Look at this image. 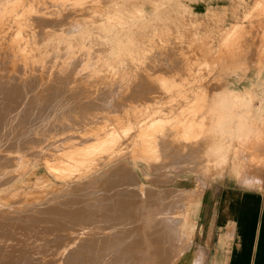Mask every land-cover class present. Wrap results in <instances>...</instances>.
<instances>
[{
  "label": "rangeland",
  "instance_id": "obj_1",
  "mask_svg": "<svg viewBox=\"0 0 264 264\" xmlns=\"http://www.w3.org/2000/svg\"><path fill=\"white\" fill-rule=\"evenodd\" d=\"M44 4L47 7H44ZM31 15H34L33 20ZM47 15L52 16L48 18L50 16ZM6 22L12 25H7ZM70 28L72 29L69 30ZM12 46L19 47L12 49ZM0 52L3 53H0V62H4L0 64V82L5 73V77L11 78L15 72L16 79H12L13 83L18 85L17 88L28 90L31 86L35 95L30 89L28 91L32 96H29L32 98L33 95L35 97L39 94L40 98H35L42 100V103L36 99V102L16 101V104L12 101L14 99L10 93L6 95V90L4 92L0 89V96L3 97L4 93V97L6 96L5 100L4 97L3 101L0 99V102H3L0 103V119L5 117L7 120L3 118V123L9 122L3 124L4 129L0 124V218L11 219L25 209H30L31 212L20 220L19 225L6 224L1 227L0 231L5 232V235H0V263L74 264L79 256L80 262L77 264H108L114 255L118 258L114 259L119 262L126 246L134 242H129V237L137 238L143 232L147 243L143 241L145 244L142 242L144 246L140 247L144 249L145 254H142L151 264H159L163 258L167 260L168 257V262L163 260L160 264H192L193 258L199 255V252H195L197 249L201 250L205 264L206 253L199 225L205 189L225 176L242 179L249 184L259 183L258 176H264V0H0ZM9 53L10 56L7 55ZM58 74H63L60 79ZM19 77L20 80H17ZM27 77L29 83L26 81ZM10 78V82L7 81L11 84ZM63 81L66 83L62 85ZM57 82L61 84L57 85ZM13 83L12 88L15 86ZM21 83H26L29 87ZM47 85L54 86L55 90H50L53 87L49 88ZM142 85L149 87L148 92ZM56 87L66 91H57L56 96L62 93L59 98L54 96ZM142 87L143 89H140ZM74 89L79 91L74 93ZM11 90V93L17 92L16 88ZM45 93L48 97L53 95L52 99L57 98L54 103L51 97L49 98L50 106L45 102L47 100H44L48 99ZM18 94L14 93V98ZM72 95L75 97L72 98ZM67 97L70 98L65 100ZM113 98L116 99L112 102ZM35 103H44V106L39 109L38 106H41ZM8 106L10 109H5V112L3 108ZM23 111L26 114H22ZM24 115H30L28 117L34 124L27 121L29 118ZM21 118L26 126L22 124ZM157 120L164 125L157 123ZM153 123L158 125L153 128ZM147 126L151 127V131ZM112 129L117 130L122 136L121 141H124V149L122 146L120 153L112 154V159L110 157L99 162L94 161L93 164L91 162L82 169L83 171L73 172V175L78 174L74 176L75 183L58 185L61 186L60 189L58 186L54 189L50 184L42 185V182L48 179L44 158L53 152L62 151L67 143L71 142L67 139H73L72 142H75L78 137L76 142L80 143L84 135L85 139L88 137L87 140L92 138L87 141V145L95 144L98 132L104 135L105 130ZM24 131H27L25 135ZM18 132L20 134H17ZM145 132L152 133V145L143 142L142 135ZM165 136L168 140L163 139ZM79 143V146L83 145ZM190 147L194 153L190 151ZM81 183L86 184L85 188L78 187ZM74 185L79 189L70 188ZM173 194L179 197L176 195L174 198ZM52 201H56L57 207L53 206ZM45 202L47 206L51 205L60 212L55 211V214L50 207L51 213L46 214L45 210H50L49 206H44ZM39 204L41 209L37 208ZM160 204L162 207L165 204L163 208L169 211L166 212ZM160 208L166 213L163 211L164 214H160ZM37 214L43 217V221L45 219L44 223ZM125 217L127 222H124ZM163 218H168L165 220L166 225ZM158 220L162 221V224L158 223ZM163 225L164 229L159 228ZM138 227H142V231L137 229ZM154 227L158 228L157 232ZM128 228L129 231L136 228L140 234H133L135 231L129 232ZM153 235L155 243L159 239L165 240L162 242L164 244L158 242L156 251L155 243L149 238L154 237ZM32 236H35L36 240L38 237L39 240L44 239L42 245ZM22 237L29 239L30 245L38 244L44 249L40 248L37 252L41 253L35 252L34 255L22 252L20 259L15 258L12 255L15 248L23 249V246L29 245L21 239ZM99 237L104 240L98 239ZM96 238L101 243L102 240L105 242L116 239L113 242L110 240L112 243L106 241V247L104 242L103 246ZM125 239L127 241L124 242ZM155 239L153 238V241ZM24 242L26 243L23 244ZM128 242L130 244H127ZM151 242L154 246L150 245ZM100 244L102 248L99 247ZM44 245L52 248L49 250V247L47 249ZM159 247L161 253L163 252L161 255L157 253V249L160 251ZM98 248H101L100 251ZM42 249L44 252L47 250L44 253ZM151 250L156 253H151ZM84 253L87 254L84 256ZM151 256L162 259L155 260L152 257L154 261ZM199 258L200 263L203 262L200 255ZM143 260L145 261V258ZM148 260L146 264H150Z\"/></svg>",
  "mask_w": 264,
  "mask_h": 264
},
{
  "label": "bare ground",
  "instance_id": "obj_2",
  "mask_svg": "<svg viewBox=\"0 0 264 264\" xmlns=\"http://www.w3.org/2000/svg\"><path fill=\"white\" fill-rule=\"evenodd\" d=\"M31 1V0H30ZM36 1V0H35ZM38 1V0H37ZM44 1V0H43ZM49 1V0H48ZM52 1V0H51ZM42 2V1H41ZM40 2V3H41ZM47 2V1H46ZM36 3V2H35ZM53 3V2H52ZM60 3V2H59ZM23 4V3H22ZM28 5V4H27ZM37 5V4H36ZM46 5H48V4H46ZM61 5H62V3H61ZM30 6H31V4H30ZM38 6V5H37ZM37 6H35V7H37ZM52 6V5H51ZM55 6V5H54ZM58 6V5H57ZM44 7H47V6H45V4H44ZM49 7V6H48ZM56 7V6H55ZM34 8V7H33ZM63 8V7H62ZM72 8H74V7H72ZM79 8V7H78ZM18 9V8H17ZM57 9H58V7H57ZM37 10V9H36ZM41 10V9H40ZM45 10V12H46V8L44 9ZM71 10V9H70ZM70 10L68 11L69 13H71L72 12V10H71V12H70ZM20 11V10H19ZM18 11V12H19ZM42 11V10H41ZM40 11V12H41ZM48 11H49V8H48ZM54 11V10H53ZM57 11V10H56ZM55 11V12H56ZM60 11V10H59ZM59 11H57V12H59ZM63 11V10H62ZM98 11V10H97ZM27 12V11H26ZM50 12V11H49ZM48 12V13H49ZM36 13V12H35ZM51 13V12H50ZM66 13V12H65ZM77 13V12H76ZM75 13V14H76ZM82 13V12H81ZM38 14V13H37ZM47 14V13H46ZM55 15H56V13H54ZM67 14V13H66ZM79 14H80V11H79ZM19 15V14H18ZM40 15H42V14H40ZM40 15H38V16H40ZM45 15V14H44ZM65 15V14H64ZM71 15V14H70ZM23 16V15H22ZM32 16H34V15H31V17ZM47 16H50V15H47ZM47 16H45V17H47ZM52 16V15H51ZM51 16L50 17H48V18H51ZM57 16H59V14L57 15ZM72 16V15H71ZM75 16V15H74ZM73 16V17H74ZM77 16V15H76ZM2 17V16H1ZM19 17V16H18ZM26 17V16H25ZM36 17H37V15H36ZM40 17H42V16H40ZM44 17V16H43ZM62 17V16H61ZM60 17V18H61ZM28 18V17H27ZM35 18V17H34ZM57 18V17H56ZM56 18H55V20H56ZM2 19V18H1ZM5 19V18H4ZM12 19V18H11ZM19 19V18H18ZM40 19H42V18H40ZM39 19V20H40ZM45 19V18H44ZM62 19V18H61ZM61 19H60V21H61ZM74 19H75V17H74ZM73 19V20H74ZM12 20H14V18L12 19ZM28 20H29V18H28ZM32 20H33V17H32ZM34 20H36V19H34ZM43 20V19H42ZM41 20V21H42ZM52 20H54V19H52ZM6 21V20H5ZM9 21V20H8ZM15 21H16V19H15ZM31 21V20H30ZM45 21V20H44ZM59 21V20H58ZM59 21V22H60ZM78 21V20H77ZM12 22V21H11ZM32 22V21H31ZM45 22H47V21H45ZM73 22V21H72ZM7 23V22H6ZM5 23V24H6ZM9 23V22H8ZM8 23H7V25H8ZM13 23V22H12ZM16 24L18 23V22H15ZM37 23V22H36ZM39 24H40V22H38ZM43 23V22H42ZM41 23V24H42ZM68 23V22H67ZM9 24H11V23H9ZM24 24V23H23ZM22 24V25H23ZM30 24H33V23H30ZM34 24H35V22H34ZM38 24V25H39ZM45 24V23H44ZM47 24H49V21H48V23ZM54 24V23H53ZM60 24V23H59ZM73 24H75V23H73ZM78 24L79 23H77V25L76 26H78ZM7 25H5L6 27H8ZM12 25V24H11ZM10 25V26H11ZM21 25V26H22ZM52 25V24H51ZM71 25V24H70ZM18 26V25H17ZM34 26V25H33ZM43 26V25H42ZM45 26H46V24H45ZM50 26V25H49ZM73 26H75V25H73ZM75 26V27H76ZM29 27V26H28ZM30 27H32L31 25H30ZM40 27V26H39ZM55 27H56V25H55ZM8 28H11V27H8ZM15 28H17V27H15ZM20 28V27H19ZM46 27H44V29H45ZM51 28H52V26H51ZM78 28V27H77ZM12 29H13V26H12ZM29 28H27V30H28ZM61 29V28H60ZM72 28H70L69 30H71ZM14 30V29H13ZM12 30V32H14ZM33 30V29H32ZM36 30V29H35ZM69 30H68V33H70L69 32ZM76 30V29H75ZM75 30H73V31H75ZM19 31V30H18ZM34 31V30H33ZM38 31V30H37ZM42 31V30H41ZM41 31L39 32L40 34H41ZM48 31V30H47ZM50 31V30H49ZM57 31H59V30H57ZM78 31V30H77ZM22 32H23V30H22ZM29 32H30V30H29ZM44 32H46V30H44ZM25 33H27V31L26 32H24V35H25ZM33 33V32H32ZM21 34V33H20ZM18 35V34H17ZM28 35H30V34H28ZM34 35H36V34H34ZM11 36V35H10ZM15 36H16V34H15ZM15 36H13V38L15 37ZM32 35H30V37H31ZM40 36V35H39ZM38 36V37H39ZM47 36V35H46ZM4 37V36H3ZM45 37V36H44ZM17 38V37H16ZM28 38V37H27ZM46 38V37H45ZM87 38V37H86ZM35 39V38H34ZM27 40V39H26ZM25 40V41H26ZM37 40H40V39H37ZM43 40V39H42ZM42 40H41V42H42ZM12 41H14V40H12ZM20 41V40H19ZM21 41H22V38H21ZM33 41V40H32ZM32 41H30V42H32ZM86 41V40H85ZM2 42V41H1ZM23 43H24V41H22ZM27 42V41H26ZM36 42V41H35ZM15 43H16V39H15ZM15 43H14V45H15ZM17 43H18V41H17ZM19 43H21V42H19ZM38 43H39V41H38ZM85 43V42H84ZM31 44V43H30ZM104 44V43H103ZM24 45V44H23ZM22 45V46H23ZM28 45V44H27ZM36 45V44H35ZM39 45V44H38ZM21 46V45H20ZM30 46V45H29ZM19 47V46H18ZM18 47H15V46H12V49H15V48H18ZM25 48V47H24ZM23 48V49H24ZM33 48V47H32ZM63 48V47H62ZM30 49V48H29ZM23 52V51H22ZM108 52V51H107ZM1 53V52H0ZM8 53V52H7ZM1 54H3V53H1ZM26 54V53H25ZM7 55H9L10 56V53L9 54H7ZM12 56V55H11ZM80 56V55H79ZM78 56V57H79ZM13 57V56H12ZM20 57V56H19ZM10 59H11V57H9ZM55 58V57H54ZM53 58V59H54ZM3 59H5V58H3ZM7 59V58H6ZM51 59V58H50ZM52 59V60H53ZM7 60H9V59H7ZM82 60H83V58H82ZM81 60V61H82ZM10 61H12V60H10ZM10 61H8V62H10ZM75 61V60H74ZM77 61V60H76ZM7 62V63H8ZM50 62V61H49ZM48 62V63H49ZM52 62V61H51ZM1 63H4V62H0V64ZM74 63V62H73ZM77 63V62H76ZM197 64V63H196ZM201 64V63H200ZM206 64V63H205ZM4 65H6V64H4ZM31 65V64H30ZM58 65V64H57ZM177 65V64H176ZM6 66H8V64L6 65ZM13 66V65H12ZM24 66V65H23ZM70 66V65H69ZM68 66V67H69ZM15 67V66H14ZM35 67V66H34ZM74 67V66H73ZM79 67V66H78ZM24 68V67H23ZM67 68V67H66ZM8 69V68H7ZM64 69V68H63ZM68 69V68H67ZM75 69V68H74ZM0 70H1V68H0ZM4 70H5V68H4ZM14 70H16V69H14ZM38 70V69H37ZM36 70V71H37ZM40 70V69H39ZM28 71V70H27ZM70 71H71V68H70ZM70 71H69V73H70ZM199 71V70H198ZM2 72V71H1ZM0 72V73H1ZM4 72V71H3ZM6 72H7V70H6ZM38 72V71H37ZM49 72H50V70H49ZM90 72V71H89ZM9 73V72H8ZM7 73V74H8ZM48 73V72H47ZM69 73H67V75L69 74ZM76 73V72H75ZM194 73V72H193ZM2 74V73H1ZM57 74V73H56ZM5 75H6V73L4 74V76H3V78H1L2 79V81L0 82V89L3 91L4 90V92H5V90H6V95H7V93L9 94L10 93V96L11 97H13L12 99H14V100H12V101H15V103L17 104V102L16 101H19V102H25V101H35V99L37 100V98H40L38 95L39 94H37L36 96H38L37 98H35L34 97V95H35V92L33 91V89L31 88V86H30V89H32V91L28 88V90H30V92H34L33 94V97L31 98L29 95H31L30 94V92L28 91V90H26V89H19V87L17 88V86H16V84L15 83H13V79L12 78H14L15 77V79H16V76H15V72L11 75V76H14V77H11L10 78V76H8V77H5ZM25 75V74H24ZM47 75V74H46ZM45 75V76H46ZM63 75V74H62ZM61 75V76H62ZM66 75V74H65ZM74 75V74H73ZM17 76H18V73H17ZM19 76H20V73H19ZM22 76V75H21ZM20 76V77H21ZM58 76H60L59 74H58ZM61 76L59 77V79L61 78ZM72 76V75H71ZM75 76V75H74ZM0 77H2V75L0 76ZM4 77L5 78H7V80L10 82V80H9V78L11 79V81H12V83L13 84H15V86H14V88H12L13 87V85H12V83L10 84L6 79H4ZM20 77L17 79V80H20ZM33 77V76H32ZM55 77V76H54ZM65 77V76H64ZM199 77V76H198ZM40 78V77H39ZM67 78V77H66ZM70 78V77H69ZM82 78V77H81ZM142 78V77H141ZM145 78H147V77H145ZM5 81H4V80ZM41 79V78H40ZM48 79V78H47ZM52 79H54V78H52ZM58 79V78H57ZM62 79H64V78H62ZM21 80H22V78H21ZM23 80H24V78H23ZM55 80H56V77H55ZM73 80V79H72ZM26 81L28 82V77L26 78ZM30 81V80H29ZM59 81V80H58ZM136 81V80H135ZM18 82V81H17ZM16 82V83H17ZM20 82H22V81H19L18 83H20ZM23 82H25V80L23 81ZM26 82V83H27ZM32 82H33V80H32ZM40 82H42V81H40ZM52 82H53V80H52ZM56 81H54V83H55ZM62 82V81H61ZM69 82V81H68ZM70 82H72V81H70ZM69 82V83H70ZM25 83V85H27ZM29 83V82H28ZM34 83V82H33ZM60 82H57V85L59 84ZM66 83V82H65ZM64 83V81H63V83H62V85L63 84H65ZM21 84H23V83H21ZM20 84V85H21ZM46 84V83H45ZM50 85L52 84V83H49ZM48 84V85H49ZM61 84V83H60ZM24 84H23V86H25ZM47 85V87H49ZM56 85V86H57ZM22 86V88H25V87H29V85H27V86H25V87H23ZM139 86V85H138ZM143 86V85H142ZM50 87H53V88H51L50 90H52L53 91V89L55 90V87L54 86H50ZM49 87V88H50ZM58 87V86H57ZM56 87V88H57ZM60 87V86H59ZM67 87H68V84H67ZM66 86H65V88H67ZM140 87H141V85H140ZM144 87V90L145 89H147L146 91L148 92V89H149V87L148 86H143ZM143 87L142 88H140V89H143ZM145 87H148V88H145ZM15 88H16V91L17 92H13L12 90L14 89L15 90ZM21 88V87H20ZM49 88H47L48 90H47V92L46 93H48V91H49ZM82 88V87H81ZM201 88V87H200ZM10 89H12L11 91H12V93L9 91ZM43 89V88H42ZM61 89V90H60ZM57 88V90L55 91V95L54 96H56V92L57 91H61V92H63V91H65V89H63V88ZM0 90V93L2 92ZM18 90H20V91H18ZM22 90H24L23 92H22ZM26 90V91H25ZM37 90V89H36ZM75 90V89H74ZM76 90H78V89H76ZM76 90L75 91H73L74 93L76 92ZM85 90V89H84ZM108 90V89H107ZM9 91V92H8ZM40 91H41V89H40ZM44 91H46V90H44ZM52 91H51V94H52ZM59 91V92H60ZM79 91V90H78ZM21 92V93H20ZM42 92V91H41ZM66 92V91H65ZM94 92V91H93ZM137 92V91H136ZM14 93H19L18 95H16V97L14 98ZM44 93V92H43ZM46 93H45V96H46ZM64 93V92H63ZM72 93V92H71ZM5 94V93H4ZM4 94H3V97H4ZM12 94V95H11ZM53 94H54V92H53ZM62 93H60V95H59V93H58V97L57 98H59L60 96H62L61 95ZM112 94V93H111ZM78 95V94H77ZM87 95V94H86ZM107 96H108V94H106ZM133 95V94H132ZM134 95H135V93H134ZM9 96V97H10ZM32 96V95H31ZM41 96V95H40ZM45 96H43V97H45ZM52 96L53 95H50L49 97H48V95L46 96V97H48V99L47 98H44V100L46 99L47 101H45L46 103H48V105L50 106L51 104V99H52ZM68 96H71V95H68ZM110 96V95H109ZM108 96V97H109ZM142 96V95H141ZM183 96V95H182ZM185 96V95H184ZM2 96H0V99L2 100V98H3ZM8 97V96H7ZM43 97H41V98H43ZM51 97V99L49 100V98ZM55 97V99H52L53 100V102L52 103H54V100H56L57 98ZM73 97H75V95H72V98ZM99 97V96H98ZM116 97V96H115ZM120 97V96H119ZM145 97V96H144ZM5 98H6V96L4 97V100H5ZM68 98H70V97H67L65 100H68ZM71 98V99H72ZM102 98V97H101ZM106 98V97H105ZM174 98V97H173ZM182 98V97H181ZM200 98V97H199ZM100 99V98H99ZM112 99V98H111ZM114 99V98H113ZM116 99V98H115ZM115 99L114 100H112V102L113 101H115ZM0 100V101H1ZM9 101H11L10 99H8ZM8 100H7V102H8ZM39 101H40V99H38ZM38 100H37V102H38ZM48 100H49V102H48ZM110 100V99H109ZM124 100V99H123ZM178 100H179V98H178ZM3 101V100H2ZM60 101H61V99H60ZM70 101V100H69ZM76 101V100H75ZM104 101V100H103ZM18 102V103H19ZM36 102V101H35ZM41 103H42V100L40 101ZM44 102V103H45ZM111 102V103H112ZM184 102V101H183ZM1 103V102H0ZM3 103V102H2ZM1 103V104H2ZM12 104H13V102H11ZM14 103V104H15ZM22 103V104H23ZM43 103V104H44ZM45 103V104H46ZM57 103H59V102H57ZM180 103V102H179ZM21 104V103H20ZM19 104V105H20ZM21 104V105H22ZM29 104V103H28ZM35 104H37V106H38V104L39 103H35ZM40 105L41 107H39L38 106V108L40 109H42V106H44V105ZM93 104V103H92ZM191 104V103H190ZM56 105V104H55ZM2 106V105H1ZM12 106V105H11ZM27 106V105H26ZM37 106L35 107V109L37 108ZM3 107H5V106H3ZM15 107H16V105H15ZM15 107H13V108H15ZM91 107V106H90ZM184 107V106H183ZM189 107V106H188ZM45 108V107H44ZM43 108V109H44ZM49 108V107H48ZM72 108V107H71ZM84 108V107H83ZM5 109H10L9 108V106H8V108H3V110L6 112L7 110H5ZM17 109V108H16ZM24 109V108H23ZM31 109V108H30ZM186 109V108H185ZM195 109V108H194ZM0 110H2V109H0ZM14 110V109H13ZM84 110V109H83ZM85 110H86V108H85ZM183 110V109H182ZM11 111H12V108H11ZM15 111V110H14ZM28 111V110H27ZM185 111H187V110H185ZM191 111V110H190ZM194 111V110H193ZM4 112V113H5ZM8 112H10V111H8ZM7 112V113H8ZM31 112V111H30ZM30 112H27V114H30ZM83 112V111H82ZM164 112V111H163ZM166 112V111H165ZM1 113H3L2 111H1ZM14 113V112H13ZM32 113H33V111H32ZM161 113V112H160ZM179 113V112H178ZM183 113H185V112H183ZM188 113V112H187ZM198 113V112H197ZM6 114V113H5ZM22 114H26V112L24 113V111H23V113ZM21 114V115H22ZM34 114V113H33ZM37 114V113H36ZM180 114V113H179ZM31 115V114H30ZM30 115H24V116H26V117H30ZM38 115V114H37ZM178 115V114H177ZM182 115V114H181ZM184 115V114H183ZM194 115V114H193ZM7 116V115H6ZM41 116H43V115H41ZM98 116V115H97ZM188 116V115H187ZM195 116V115H194ZM23 117V116H22ZM28 117V118H29ZM35 117V116H34ZM40 117V116H39ZM47 117V116H46ZM45 117V118H46ZM81 117V116H80ZM152 117V116H151ZM157 117V116H156ZM180 117V116H179ZM200 117V116H199ZM3 118H5V117H3ZM2 118V119H3ZM24 118V117H23ZM23 118H21L20 120H21V122L23 121ZM127 118V117H126ZM191 118V117H190ZM2 119H0V120H2ZM6 120H7V118H5ZM27 119V118H26ZM81 119V118H80ZM124 119V118H123ZM150 119V118H149ZM156 119V118H155ZM155 119H153V120H155ZM160 119V118H159ZM177 119V118H176ZM179 119V118H178ZM199 119H201V118H199ZM4 120V119H3ZM3 120H2V123H1V121H0V124L2 125V129H4L3 127V124H7V123H9L8 121H7V123H5V121H4V123H3ZM24 120H25V118H24ZM30 121V122H32L31 121V119L29 118V119H27V121ZM124 120H126V119H124ZM161 120V119H160ZM160 120H157V123H161V125L163 124L162 122H158V121H160ZM189 120V119H188ZM193 120V119H192ZM34 121V120H33ZM59 121V120H58ZM74 121V120H73ZM133 121V120H132ZM137 121V120H136ZM139 121V120H138ZM166 121V120H165ZM181 121V120H180ZM25 122H26V120H25ZM25 122H22V124L24 125V126H26V123ZM80 122V121H79ZM125 122V121H124ZM153 122V121H152ZM156 122V121H155ZM168 121H166V123H167ZM173 122V121H172ZM187 122H189V121H187ZM33 123V122H32ZM32 123H30V124H32ZM38 123H40V121L38 122ZM181 123V122H180ZM18 123H16V125H17ZM34 124V123H33ZM32 124V125H33ZM151 123H149L148 125L149 126H151L150 125ZM186 124H188V123H186ZM207 124V123H206ZM1 125H0V127H1ZM16 125H14L15 127H16ZM59 125V124H58ZM93 125V124H92ZM120 125V124H119ZM133 125H135V124H133ZM141 125H142V123H141ZM158 124H152V127L153 128H155V126H157ZM164 125V124H163ZM175 125V124H174ZM179 125V124H178ZM8 126V125H7ZM17 126H20L19 124L17 125ZM27 126H28V124H27ZM34 126V125H33ZM51 126V125H50ZM149 126H147L149 129L151 128V127H149ZM173 126V125H172ZM185 126V125H184ZM15 127H14V129H15ZM21 127V126H20ZM32 127V126H31ZM108 127V126H107ZM167 127H169V126H167ZM179 127V126H178ZM192 127V126H191ZM22 128V127H21ZM118 128V127H117ZM144 128H146V126L144 127ZM157 128V127H156ZM172 128V127H171ZM1 129V128H0ZM13 129V130H14ZM29 129V128H28ZM92 129V128H91ZM97 129V128H96ZM128 129H130V128H128ZM143 129V128H142ZM189 129V128H188ZM22 130V129H21ZM89 130V129H88ZM119 131H120V129H118ZM146 130H148V129H146ZM152 130H154V129H152ZM179 130V129H178ZM193 130H195L194 128H193ZM192 130V131H193ZM205 130V129H204ZM3 131V130H2ZM11 131V130H10ZM15 131V130H14ZM85 131V130H84ZM94 131V130H93ZM100 131V130H99ZM102 131V130H101ZM100 131V132H101ZM106 131V133H104V135L103 134H99V132H98V134H97V138H95V140L97 141H95L94 139L92 140L95 144H89V145H87V143H89V142H87V141H89V140H91L92 138H91V136H89L91 139H88L87 140V138L88 137H86V139L82 136V140L80 141V143L77 141L76 142V140H78L77 138H75L76 140H75V142L73 141L72 142V140L73 139H67L68 141L69 140H71V142H68L67 143V146H65V148L61 151V150H59V151H57V152H53V154H51V155H49V156H47V157H45L44 158V164H45V168H46V170H47V175H48V179H46L45 181H43L42 182V185L44 184V185H47V184H50L52 187H55L54 189H57L56 187L58 186V185H61V184H66V185H70V182H73V183H75L73 180H74V176L77 174V173H74L75 175H73L72 173L73 172H79L80 170H82V169H84V167L87 165V164H89V163H91L92 162V164L94 163V161H98L99 162V160H104L105 158H110V159H112V154H115V153H117V152H121L120 151V149L122 148V146L123 145H125L124 144V141H121V138H122V136H121V134L119 133V132H117V130H110V131H107V130H105ZM149 131V130H148ZM150 131H151V129H150ZM155 131V130H154ZM185 131H187V129L185 130ZM20 132V131H19ZM17 133V134H20V133ZM25 132H27V131H24V135H25ZM94 132H96V130L94 131ZM104 132V131H103ZM129 132H132V131H129ZM169 132V131H168ZM174 132V131H173ZM6 133V132H5ZM76 133V132H75ZM84 133H86V132H84ZM83 133V134H84ZM127 134H128V132H126ZM134 133V132H133ZM132 133V134H133ZM158 133V132H157ZM172 133V132H171ZM189 133V132H188ZM192 133H194V132H192ZM191 133V134H192ZM9 134V133H8ZM21 134H23L22 132H21ZM15 135V134H14ZM82 135V134H81ZM89 135V134H88ZM95 135V134H94ZM126 135V134H125ZM168 135H170V134H168ZM175 135V134H174ZM179 135V134H178ZM9 136V135H8ZM10 136H11V133H10ZM93 136V135H92ZM152 136V133H149V132H145V134L143 133V135H142V137H143V142L144 143H146L147 145L148 144H150V145H152L153 144V138H150ZM153 136H155V135H153ZM163 136H164V134H163ZM162 136V137H163ZM167 136V135H166ZM166 136L163 138V139H165L166 138ZM180 136H182V134L180 135ZM187 136H188V134H187ZM70 137V136H69ZM183 137V136H182ZM9 138V137H8ZM16 138V137H15ZM71 138H72V136H71ZM159 138H161V137H159ZM180 138V137H179ZM27 139V138H26ZM29 139V138H28ZM27 139V140H28ZM80 139V138H79ZM130 140H131V137L129 138ZM156 139V138H155ZM162 139V138H161ZM167 139V138H166ZM180 139H182V138H180ZM199 139V138H198ZM13 140V139H12ZM18 140V139H17ZM16 140V141H17ZM30 140V139H29ZM123 140V139H122ZM168 140V139H167ZM21 141H23V140H21ZM127 142L129 141V140H126ZM132 141V140H131ZM131 141H129L130 143H131ZM191 141V140H190ZM28 142V141H27ZM67 142V141H66ZM133 142V141H132ZM193 143H194V141H192ZM23 143V142H22ZM26 143V142H25ZM57 143V142H56ZM61 143V142H60ZM78 143L80 144V145H82V143H83V145L82 146H79L78 145ZM164 143V142H163ZM163 143H162V145H163ZM197 143V142H196ZM200 143L201 142H199V145H200ZM66 144V143H65ZM139 144V143H138ZM11 145V144H10ZM56 145V144H55ZM58 145H59V143H58ZM63 145V144H62ZM161 144H160V146H162ZM182 145V144H181ZM54 146V145H53ZM164 146V145H163ZM184 146V145H183ZM189 146V145H188ZM10 147H13V146H10ZM27 147V146H26ZM126 147V146H125ZM176 147V146H175ZM185 147H186V145H185ZM28 148V147H27ZM34 148V147H33ZM62 148V147H61ZM123 149H124V146H123ZM189 149V148H188ZM192 148L190 147V151L192 152V150H191ZM58 150V149H57ZM65 151V152H64ZM146 152H148L147 151V149L145 150ZM188 152V151H187ZM32 153V152H31ZM136 153H138V152H136ZM152 153V152H151ZM192 153H194V152H192ZM35 154V153H34ZM175 154V153H174ZM9 155V154H8ZM121 155V154H120ZM132 155V154H131ZM191 155V154H190ZM51 156V157H50ZM64 156H65V158H64ZM10 158H8V160H9ZM180 159V158H179ZM198 159V158H197ZM160 160V159H159ZM193 160H194V157H193ZM17 161V160H16ZM6 162V161H5ZM107 162V161H106ZM10 163V162H9ZM8 163V164H9ZM102 163H104V162H102ZM198 163V162H197ZM122 164V163H121ZM150 164H151V162H150ZM3 165H4V163H3ZM9 166V165H8ZM88 166V165H87ZM118 166V165H117ZM120 166V165H119ZM96 167V166H95ZM94 167V168H95ZM7 168V167H6ZM34 168V167H33ZM114 168V167H113ZM152 168V167H151ZM156 168V167H155ZM38 169V168H37ZM87 169H89V168H87ZM109 169V168H108ZM112 169V168H111ZM94 170V169H93ZM120 170V169H119ZM159 170V169H158ZM83 171V170H82ZM87 171V170H86ZM95 171V170H94ZM111 171V170H110ZM98 172V171H97ZM81 174H82V172H81ZM78 175V174H77ZM94 176V175H93ZM44 177V176H43ZM88 179V178H87ZM90 180V179H89ZM5 181H7V180H5ZM96 181V180H95ZM100 181V180H99ZM91 182H92V177H91ZM4 183V182H3ZM77 183V182H76ZM80 183V182H79ZM83 183V182H82ZM81 183V184H82ZM84 183H85V181H84ZM88 184H89V181H88ZM86 185V184H85ZM85 185H79L78 187H82V186H84V188H85ZM92 185V184H91ZM75 186H77V185H74V187H70L71 189H73V188H75V190L78 188H76ZM59 187H61V186H58V189H60ZM63 188H64V185L62 186ZM90 187H88V189H89ZM79 189V188H78ZM83 189V188H82ZM87 189V188H86ZM67 190V189H66ZM51 191V190H50ZM69 192V191H68ZM42 194V193H41ZM177 195V194H176ZM176 195H172V196H174V198H175V196ZM178 196V195H177ZM25 197H27V196H25ZM41 197V196H40ZM179 197V196H178ZM181 197V196H180ZM42 198V197H41ZM52 198V197H51ZM45 199V198H44ZM55 199H56V197H55ZM57 199H58V197H57ZM60 199V198H59ZM39 200V199H38ZM17 201V200H16ZM50 201V200H49ZM47 202V201H46ZM46 202L45 203H43L44 204V206L46 205ZM53 202V201H52ZM48 203V202H47ZM54 203V202H53ZM52 203V204H53ZM158 203V202H157ZM179 203V202H178ZM42 204V205H43ZM54 204H56V201H55V203ZM53 204V206H56L57 207V204L56 205H54ZM170 204V203H169ZM161 205V208H163L164 207V205H163V207H162V204H160ZM49 206V205H48ZM47 205L45 206V207H48ZM154 206V205H153ZM168 206H170V205H168ZM21 207V206H20ZM50 207H51V209H53L52 210V212L54 213L55 211L58 213V212H60V211H58V210H55V209H57V208H55L54 209V207H52L51 205L48 207V209L50 210V211H46L45 210V212H46V214H48L47 212H50L51 213V209H50ZM158 207H160L159 205H158ZM33 208V207H32ZM31 208V209H32ZM36 208V207H35ZM37 208H39V209H41L40 208V204H39V207L37 206ZM44 208V207H43ZM151 208V207H150ZM156 208V207H155ZM158 209V210H161L162 212H160L159 211V213L160 214H162L163 213V211L165 210L164 208V210L163 209ZM171 208H172V206H171ZM34 209V208H33ZM47 209V210H48ZM145 209H146V207H145ZM154 209V208H153ZM170 209V208H169ZM21 210V209H20ZM30 209H25V210H23V211H21L18 215L16 214V216H14V217H11V219L10 218H3V217H1L0 218V229H1V227L3 228V226H5L6 224H13V225H19L21 222H20V220L22 219V218H24L25 217V215L27 216V215H29L28 213L30 212L29 211ZM38 210V209H37ZM151 210V209H150ZM157 210V209H156ZM36 213L38 212V211H36V210H34ZM152 211V210H151ZM154 211V210H153ZM166 211V210H165ZM164 211V212H165ZM169 211V210H168ZM168 211H166V212H168ZM33 212V211H32ZM43 212V211H42ZM55 212V214H57ZM62 212V211H61ZM165 212V213H166ZM6 213V212H5ZM15 213V212H14ZM17 213V212H16ZM31 213V212H30ZM155 213H156V211H155ZM39 214H41V212H39ZM145 214V213H144ZM153 214V213H152ZM164 214V213H163ZM171 214V213H170ZM10 215V214H9ZM50 215V214H49ZM126 215V214H125ZM143 215V214H142ZM146 215V214H145ZM145 215H144V217H145ZM155 215V214H154ZM154 215H151V216H154ZM37 216H39L38 214H37ZM66 216V215H65ZM141 216V215H140ZM150 216V215H149ZM36 217V216H35ZM40 217V219L41 218H43V217H41V216H39ZM47 217H48V215H47ZM127 217V216H126ZM125 217V218H126ZM128 217H130V216H128ZM134 217V216H133ZM133 217H132V219H133ZM45 218V217H44ZM138 218V217H137ZM162 218V217H161ZM169 218V217H168ZM167 218V219H168ZM49 219V218H48ZM58 219V218H57ZM61 219H63V218H61ZM67 219V218H66ZM84 219V218H83ZM139 219H140V217H139ZM142 219V218H141ZM140 219V220H141ZM160 219V218H159ZM167 219H165V218H163V222H165V220L167 221ZM173 219V218H172ZM25 221H26V219H24ZM29 220V219H28ZM42 221H43V219H41ZM47 220V219H46ZM151 220V219H150ZM22 221V220H21ZM44 221H45V219H44ZM44 221H43V223H44ZM48 221V220H47ZM46 221V222H47ZM128 220H127V218H126V221H124V222H127ZM130 221V220H129ZM132 221V220H131ZM137 221V220H136ZM147 221V220H146ZM31 222H33L32 220H31ZM39 222V221H38ZM58 222V221H57ZM71 222V221H70ZM133 222H134V220H133ZM138 222V221H137ZM136 222V223H137ZM150 222V221H149ZM148 222V223H149ZM153 222V221H152ZM158 223H160V224H162L161 222L162 221H160V220H158L157 221ZM24 223V222H23ZM30 223V222H29ZM42 223V224H43ZM56 223V222H55ZM143 223V222H142ZM147 223V222H146ZM155 223V222H154ZM158 223H157V225L156 224H154V225H156V226H158ZM46 224V223H45ZM61 224V223H60ZM73 224H74V221H73ZM86 224V223H85ZM121 224V223H120ZM123 224V223H122ZM139 224H141V223H139ZM165 225H166V222L164 223ZM80 225H81V223H80ZM142 225V224H141ZM165 225H163V227H159V228H163L164 229V226ZM171 225V224H170ZM10 226V228H11V225H9ZM51 226V225H50ZM135 226V225H134ZM139 226V225H138ZM172 226V225H171ZM66 227V226H65ZM132 227V226H131ZM152 227V226H151ZM12 228H13V226H12ZM48 228V227H47ZM140 227H138L137 229H139ZM142 228V227H141ZM140 228V230L142 231V229ZM155 228V227H154ZM165 228H167V227H165ZM25 229V228H24ZM137 229L135 228L133 231H135V233H133V231L130 229V231L133 233V234H136V233H138V235L140 234V232H137ZM158 228L156 227L155 228V232H157L156 230H157ZM172 229V228H171ZM174 229V228H173ZM12 230V229H11ZM65 230H67V229H65ZM128 231H129V228L127 229ZM144 230V229H143ZM148 230V229H147ZM13 231V230H12ZM76 231V230H75ZM128 231H127V233H128ZM129 231V232H130ZM139 231V230H138ZM160 231V230H159ZM167 231H169V230H167ZM171 231H173V230H171ZM178 231V230H177ZM0 232H2L0 235H5V232H3V231H0ZM15 232V231H14ZM28 232V231H27ZM56 232V231H55ZM150 232V231H149ZM163 232V231H162ZM4 233V234H3ZM17 233V232H16ZM19 233V232H18ZM30 233V232H29ZM31 233H32V231H31ZM58 233V232H57ZM75 233V232H74ZM131 233V234H132ZM143 233V232H142ZM142 233H141V235H142ZM165 233H166V229H165ZM40 234V233H39ZM131 234H129V235H131ZM148 234V233H147ZM167 234V233H166ZM19 235H21V234H19ZM28 235H30V234H28ZM28 235H26V236H28ZM127 235V234H126ZM125 235V236H126ZM140 235V236H141ZM7 236V235H6ZM132 236H134V235H132ZM140 236H138L137 238H133L132 239V237L130 236L129 238H131V240L129 241V242H132V240H134V242H132L131 244L128 242L127 244H130V245H128V246H126L125 244V246H126V248H125V250H124V252H123V250H122V252L124 253V254H122V256H120V258L119 259H121V261L119 260V262L118 261H116L117 259H116V256L114 255V256H112V258H110V261H109V263L108 264H143V263H145L146 264V261L148 260V258L146 259V257H145V251H144V249H142L140 246L142 245V242L144 241V242H146V237H143V235H142V237H140ZM145 236V235H144ZM147 236V235H146ZM150 236H152V235H150ZM154 236V235H153ZM159 236V235H158ZM158 236H156V237H158ZM1 237V236H0ZM8 237V236H7ZM23 237H25V236H23ZM23 237L21 238L22 240H25L29 245H25V246H23V249H19L20 247H18V248H15L16 247V245H15V247H14V245H12L14 248V253H12V255H14V257L15 258H17V259H20L21 258V256H22V252H26V253H32L33 255L34 254H36L35 252H37V250H39L40 248H43L44 249V247H42V246H40V245H38V244H34V245H30L31 243H29L28 241H29V239H26V238H24L23 239ZM31 237V236H30ZM33 237V236H32ZM35 237V236H34ZM33 237V238H34ZM60 237H61V235H60ZM161 237V236H160ZM164 237V236H163ZM162 237V238H163ZM5 238V237H4ZM65 238V237H64ZM101 238L102 237H99L98 239H100L101 240ZM123 238H125V237H123ZM142 238H143V240H142ZM144 238H145V240H144ZM149 238H152L151 240H152V242H154L155 243V241H156V239H155V236L154 237H149ZM153 238L155 239L154 241H153ZM165 238V237H164ZM163 238V239H164ZM173 238V237H172ZM17 239H20V238H17ZM35 239V238H34ZM84 239H86V238H84ZM95 239V238H94ZM94 239H92L93 241H94V243H95V240ZM97 239V238H96ZM97 239V241L98 242H100L101 243V241L100 240H98ZM103 239V238H102ZM110 239V238H109ZM116 239V238H115ZM115 239H113V240H115ZM127 239H128V236H127ZM159 238H157V240H158ZM177 239H179V238H177ZM30 240H31V238H30ZM36 240V239H35ZM34 240V241H35ZM44 240V239H43ZM42 239L41 240H39V237H38V240H36V241H39V242H41V245H42V242H44ZM59 241H60V239H58ZM87 240V239H86ZM91 240V239H90ZM104 240V239H103ZM102 240V243L104 242ZM111 240V239H110ZM110 240H106V241H110ZM113 240H111L112 242H113ZM142 240V241H141ZM166 240H168L167 238H166ZM173 241H174V239H172ZM13 241V240H12ZM20 241V240H19ZM50 241V240H49ZM52 241V240H51ZM50 241V242H51ZM62 241H63V239H62ZM82 241V240H81ZM96 241V242H97ZM104 242V245H105V243H107V242ZM110 241V242H111ZM124 242L125 241H127L126 239L125 240H123ZM148 241V240H147ZM160 241V243H162L163 241H165V240H163V241H161L160 239L158 240V242ZM168 241H170V239L168 240ZM179 241V240H178ZM5 242V241H4ZM18 242V241H17ZM26 242H24L23 244H25ZM55 242V241H54ZM68 242V241H67ZM97 242V244H99ZM111 242V243H112ZM143 242V243H144ZM151 242V243H152ZM158 242L157 243H155V247H154V250H155V248L158 246ZM167 242V241H166ZM170 242H172V241H170ZM0 243H1V241H0ZM2 243H3V241H2ZM8 243V242H7ZM20 243V242H19ZM34 242H33V240H32V244H33ZM48 243V242H47ZM53 243V242H52ZM82 243V242H81ZM101 243V244H102ZM140 243V244H139ZM147 243V242H146ZM150 243V245H153V243L151 244ZM159 243V244H160ZM3 244H5V243H3ZM50 244V243H49ZM48 244V245H49ZM56 244V243H55ZM99 245V247H101L102 245ZM139 245V246H136V245ZM145 244V243H144ZM162 244H164V243H162ZM171 244V243H170ZM173 244H174V242H173ZM172 244V245H173ZM178 244H179V242H178ZM6 245V244H5ZM46 245V244H45ZM44 245V246H45ZM53 245V244H52ZM60 245V244H59ZM81 245V244H80ZM103 245V246H104ZM111 246H112V244H110ZM135 245V246H134ZM161 245V244H160ZM176 245V244H175ZM8 246V245H7ZM12 246H9V248L10 247H12ZM77 246V245H76ZM88 246V245H87ZM91 246V245H90ZM90 246H88V247H90ZM98 246V245H97ZM106 246V245H105ZM108 246V245H107ZM106 246V247H107ZM142 246H144V245H142ZM154 246V245H153ZM180 246H181V244H180ZM22 247V246H21ZM48 247H49V250H50V248H52V246H45V248H47L48 249ZM57 247V246H56ZM88 247H87V249H88ZM92 247V246H91ZM122 247V246H121ZM137 247V248H136ZM139 247V248H138ZM146 247H147V244H146ZM151 247V246H150ZM149 247V248H150ZM164 248H165V246H163ZM167 247H169V246H167ZM177 247V246H176ZM8 248V247H7ZM55 248V247H54ZM93 248H95V247H93ZM102 248V247H101ZM101 248H98V250L100 251V249ZM123 248H124V246H123ZM141 248V249H140ZM144 248V247H143ZM148 248V249H149ZM158 248V247H157ZM160 248V247H159ZM13 249H11V251L13 250ZM43 249H42V251H43ZM46 249V250H47ZM81 249H83L82 247H81ZM146 249V248H145ZM148 249H146V250H148ZM150 249H152V248H150ZM149 249V250H150ZM166 249V248H165ZM46 250H45V252H46ZM54 250V249H53ZM104 250V249H103ZM106 250H108V249H106ZM118 250V249H117ZM148 250V251H149ZM153 250V249H152ZM151 250V253H154V251H152ZM158 250L159 249H157V253H160V255L161 254H163V252L161 253V248H160V251L158 252ZM164 250V249H163ZM4 251V250H3ZM7 251V250H6ZM9 251H10V249H9ZM52 251V250H51ZM76 251V250H75ZM111 251V250H110ZM148 251H146V252H148ZM156 251V250H155ZM167 251V250H166ZM165 251V252H166ZM44 252V251H43ZM44 252V253H45ZM53 253H54V251H52ZM72 252V251H71ZM88 252V251H87ZM144 252V254H142ZM168 252H169V254H170V251L168 250ZM178 253H179V251H177ZM2 253V252H1ZM38 253H41L40 251H38L37 252V254ZM49 251H48V255H49ZM78 253V252H77ZM118 254H119V252H117ZM121 253V252H120ZM150 253V255H154V254H151ZM176 253V252H175ZM177 253V254H178ZM185 253V252H184ZM198 253V252H197ZM43 254V253H42ZM41 254V255H42ZM85 254H87V253H84V256H85ZM91 254V253H90ZM96 254V253H95ZM165 254V253H164ZM180 254V253H179ZM5 255V254H4ZM8 255V254H7ZM40 255V254H39ZM44 255V254H43ZM47 254H45V256H46ZM72 255V254H71ZM71 255H69V256H71ZM101 255V254H100ZM110 255H112V254H110ZM109 255V256H110ZM117 255V254H116ZM120 255V254H119ZM142 255H144V258H145V261L142 259ZM147 255H149V253L147 254ZM167 255V254H166ZM181 255V254H180ZM195 255V254H194ZM200 255V254H199ZM199 255L197 256H195L193 259V263L192 264H201L200 263V258H199ZM74 256V255H73ZM84 256H82V257H84ZM89 255H87V257H88ZM98 256V255H97ZM102 256V255H101ZM118 256V255H117ZM169 256V255H168ZM175 256V255H174ZM7 257V256H6ZM86 257V258H87ZM103 258H104V256H102ZM108 257V256H107ZM107 257H105V258H107ZM153 256H151L150 258H152ZM2 258V257H1ZM9 258V257H8ZM26 258V257H25ZM40 258V257H39ZM69 258V257H68ZM77 258H78V261H79V256H77ZM77 258H76V260H77ZM85 258V257H84ZM91 258V257H90ZM90 258H89V260H90ZM96 258V257H95ZM108 258V259H109ZM116 260H115V259ZM149 258V259H150ZM153 258H155V260H157L156 259V257H153ZM152 258V259H153ZM6 259V258H5ZM57 259V258H56ZM67 259V258H66ZM88 259V258H87ZM101 259V258H100ZM151 259V260H152ZM159 259H162V258H159ZM168 259H169V257H168ZM167 259V260H168ZM178 259V258H177ZM176 259V260H177ZM202 259V258H201ZM16 260V259H15ZM81 260V259H80ZM107 260V259H106ZM154 260V259H153ZM154 260V261H155ZM163 260H166V258L164 259H162V262H163ZM166 260V261H167ZM176 260H174V261H176ZM77 261V262H78ZM142 261H144L143 263H142ZM160 260H158V262H159ZM166 261H164V262H166ZM172 261V260H171ZM70 262V261H69ZM77 262H74V264L76 263L77 264ZM80 262V261H79ZM94 262V261H93ZM148 262L151 264V261L150 260H148ZM157 262V263H158ZM162 262H160V263H162ZM168 262V261H167ZM17 263V262H16ZM65 263V262H64ZM66 263H68V262H66ZM71 263V262H70ZM69 263V264H70ZM87 263V262H86ZM156 264L155 262H152V264ZM159 263V264H160ZM172 263V262H171ZM1 264V263H0ZM19 264V263H18ZM21 264V263H20ZM27 264H29V262H27ZM41 264V263H40ZM73 264V263H72ZM91 264V263H90ZM106 264V263H105ZM164 264V263H163Z\"/></svg>",
  "mask_w": 264,
  "mask_h": 264
},
{
  "label": "crops",
  "instance_id": "obj_3",
  "mask_svg": "<svg viewBox=\"0 0 264 264\" xmlns=\"http://www.w3.org/2000/svg\"><path fill=\"white\" fill-rule=\"evenodd\" d=\"M225 176L205 189L200 227L205 264H264V176ZM204 264L201 250L197 249Z\"/></svg>",
  "mask_w": 264,
  "mask_h": 264
}]
</instances>
